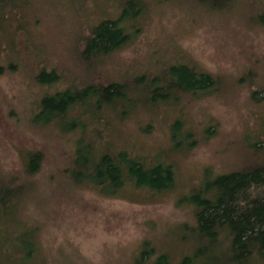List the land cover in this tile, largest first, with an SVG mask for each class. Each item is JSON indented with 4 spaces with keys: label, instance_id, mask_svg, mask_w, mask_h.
Here are the masks:
<instances>
[{
    "label": "rangeland",
    "instance_id": "obj_1",
    "mask_svg": "<svg viewBox=\"0 0 264 264\" xmlns=\"http://www.w3.org/2000/svg\"><path fill=\"white\" fill-rule=\"evenodd\" d=\"M12 1L18 7L0 17V182L24 192L8 231L19 218L20 233L37 239L36 264H155L162 253L180 264L203 251L193 189L264 161V0H139L143 10L122 21L124 44L97 58L86 37L118 19L125 0ZM186 65L214 84L175 90L173 70ZM156 75L169 83L167 98L154 94L166 85L135 82ZM112 82L125 106L88 95L67 120L41 115L47 93L101 92ZM92 143L98 154L125 149L164 162L176 181L161 192L91 185L76 151ZM37 151L40 169L28 177ZM221 252L229 255L227 243Z\"/></svg>",
    "mask_w": 264,
    "mask_h": 264
},
{
    "label": "trees",
    "instance_id": "obj_2",
    "mask_svg": "<svg viewBox=\"0 0 264 264\" xmlns=\"http://www.w3.org/2000/svg\"><path fill=\"white\" fill-rule=\"evenodd\" d=\"M213 1L216 3L215 6L224 5V0ZM9 3L10 0H0L1 18L18 7L15 3L8 5ZM142 10L143 5L139 0H125L118 19L103 21L93 29L92 35L86 37V51L92 52L97 58L119 48L128 38L122 27L123 19L136 16ZM7 18L5 21H8ZM173 71L176 80L170 85L180 92L205 91L214 84L213 78L208 74L197 73L196 69L187 65L174 68ZM40 77L51 83L57 80L54 73L46 74L45 71ZM144 80L145 84H148L144 88L149 91L153 86L166 85L165 90L156 88L154 94L161 98L168 97L165 91L169 90V83L164 77L156 75L150 81L144 77L142 80L135 79V82ZM104 87L101 92L89 86L76 93L70 89L47 93L42 100L44 110L41 115L44 113L51 115L48 121L51 123L67 120V117L74 115L82 98L88 95L94 100L95 96H99V99L104 97L109 101L110 105L107 106L112 108L115 107V101L121 106L127 104L120 84L112 82ZM100 103L101 101L97 99L95 103L97 109H101ZM192 137V133H186V146L194 145ZM76 156V163H80L77 164L80 174L82 175L83 172L86 174L82 175L85 180L103 190L111 187L112 193L123 189L127 183L137 188L161 192L170 189L176 181L175 170L170 165L147 161L145 158L130 154L125 149L117 153L105 151L98 154L96 144L92 143L86 147L80 144ZM42 159L41 152L30 154L25 170L27 176L39 171ZM262 162H259V166L254 165L246 170H238L239 172L236 170L221 175L213 181L205 180L203 187L192 191L191 199L197 208L196 231L204 245V250L198 249L194 255L186 253L180 264H200L201 261H204L203 264H264V163ZM23 188V184L14 187L0 182V264H36L37 239L35 237L30 239L26 234L20 233L22 230L17 221L20 220L19 218L13 221V230L8 231V228L11 229L8 219L12 218V211L21 201ZM225 243L228 244V256L221 252ZM146 254L145 252L143 255ZM155 264L173 263L169 254L162 253L156 258Z\"/></svg>",
    "mask_w": 264,
    "mask_h": 264
},
{
    "label": "bare ground",
    "instance_id": "obj_3",
    "mask_svg": "<svg viewBox=\"0 0 264 264\" xmlns=\"http://www.w3.org/2000/svg\"><path fill=\"white\" fill-rule=\"evenodd\" d=\"M190 144H191V142H190ZM262 163H264V162H262ZM256 165H258L259 166V164H256ZM260 165H262V164H260ZM253 167V166H252ZM252 167H250V168H252ZM174 169V168H173ZM249 169V168H248ZM246 170V169H245ZM238 171V170H237ZM233 172H236V171H233ZM239 172V171H238ZM174 173L176 174V172L174 171ZM176 176V175H175ZM194 190V189H193ZM196 190V189H195Z\"/></svg>",
    "mask_w": 264,
    "mask_h": 264
}]
</instances>
